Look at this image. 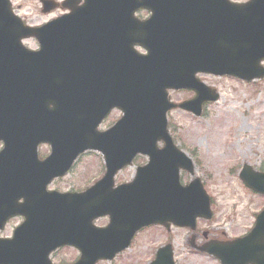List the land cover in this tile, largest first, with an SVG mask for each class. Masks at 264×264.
Returning <instances> with one entry per match:
<instances>
[{
    "label": "water",
    "instance_id": "1",
    "mask_svg": "<svg viewBox=\"0 0 264 264\" xmlns=\"http://www.w3.org/2000/svg\"><path fill=\"white\" fill-rule=\"evenodd\" d=\"M120 1L119 8L149 7L159 14L154 0ZM161 1L167 17L158 27L157 20L149 21L144 39L134 33L113 34V64L110 59L100 65L86 53V48L100 45V36L81 32L80 14L54 25L52 39L47 27L27 28L16 18L12 27L0 25V139L6 142L0 154V227L16 214L27 218L13 239H0V264H52L51 252L65 244L83 252L74 264H96L114 258L143 226L160 223L168 228L172 222L194 229L197 217L211 218L200 179L187 187L179 183L180 168L194 174V164L174 146L166 115L176 107L200 115L206 102L220 97L197 78L198 72L245 81L264 77V0H205L201 17L194 14L198 8L191 0ZM1 7L0 22H7ZM30 35L39 38L40 51L22 46V37ZM138 43L148 55L135 51ZM9 54L12 58L6 59ZM173 88L195 90L196 96L172 103L167 90ZM54 102L60 107L55 113L50 108ZM113 107L123 110L120 121L108 131H98ZM62 130L70 131L72 141L67 132V147L56 146L40 165L36 148L21 153L15 146L25 140L31 148L35 141L59 140ZM159 141L166 142L163 150L157 149ZM89 149L103 153L105 176L80 194L47 192V184ZM139 153L147 154L150 164L139 168L131 183L114 188L115 173ZM240 178L264 194V172L245 165ZM21 197L23 204L18 203ZM103 215L111 218L109 225L95 227L93 221ZM80 230L82 238L73 239ZM211 245L200 250L217 255L222 264H264V211L244 238L225 242L216 252ZM172 255L169 244L152 264H174Z\"/></svg>",
    "mask_w": 264,
    "mask_h": 264
},
{
    "label": "rangeland",
    "instance_id": "2",
    "mask_svg": "<svg viewBox=\"0 0 264 264\" xmlns=\"http://www.w3.org/2000/svg\"><path fill=\"white\" fill-rule=\"evenodd\" d=\"M23 2L28 6L21 9L22 14L31 15L34 22L46 21L52 17L39 13L36 0ZM24 43L28 48H37L34 40ZM199 77L204 83L217 89L221 98L217 103L207 105L201 117H194L182 110L170 112L169 129L178 146L195 160V175L202 179L206 191L213 197L215 216L211 222L200 221V228H223L230 237L244 235L253 226L255 215L264 208V196L252 193L239 179L244 164L264 170V79L246 83L229 76L204 74ZM171 96L172 100L181 102L194 97V94L173 91ZM119 115V112L113 113L100 128H107ZM46 152L47 149L42 150V154ZM144 163V157L134 161L133 166L120 173L116 183L130 181L137 166ZM76 165L67 178L58 181L51 188H74L80 191L100 179L104 171L102 155L96 152L85 153ZM192 178L187 173L184 175V182L187 183ZM19 221L18 218L10 221L0 235H11ZM107 221V218H103L97 225L103 226ZM189 233V230L183 228L172 229L177 264H218L214 259L199 255L187 246ZM169 238V234L161 226L147 228L136 237L132 248L119 255L116 261L98 264H149L158 247L165 245ZM76 257L77 252L73 249H64L53 259L55 263H60L61 260L72 262Z\"/></svg>",
    "mask_w": 264,
    "mask_h": 264
},
{
    "label": "flooded vegetation",
    "instance_id": "3",
    "mask_svg": "<svg viewBox=\"0 0 264 264\" xmlns=\"http://www.w3.org/2000/svg\"><path fill=\"white\" fill-rule=\"evenodd\" d=\"M23 1L26 0H11V5L13 6V10L15 11V13L20 16H22V18L24 19V21L27 24H32V25H39L42 22H34V17H32L31 15L27 16L26 14H22V8L25 7L27 4H25ZM45 0H36V2L39 5V13L41 15H44L45 13L43 12V2ZM50 2V8H48L49 12L46 13V15H49L47 17H51L49 19H47L45 22L47 21H51V19L57 18L59 16H61V14H65V13H69L71 11V8H69V6H75L78 7L79 5H82L81 1H77V0H47ZM28 6V5H27ZM44 13V14H43ZM140 13V12H139ZM39 18V17H38ZM38 20V19H36ZM46 147V145H45ZM223 238H225L224 232L219 231L216 228H211V230L208 231H196L193 235V240L192 242H195L196 244L199 243L201 244L202 242L205 241H212V240H222Z\"/></svg>",
    "mask_w": 264,
    "mask_h": 264
}]
</instances>
